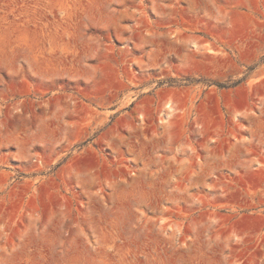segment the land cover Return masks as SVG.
<instances>
[{
  "label": "rangeland",
  "instance_id": "rangeland-1",
  "mask_svg": "<svg viewBox=\"0 0 264 264\" xmlns=\"http://www.w3.org/2000/svg\"><path fill=\"white\" fill-rule=\"evenodd\" d=\"M0 264H264V0H0Z\"/></svg>",
  "mask_w": 264,
  "mask_h": 264
}]
</instances>
